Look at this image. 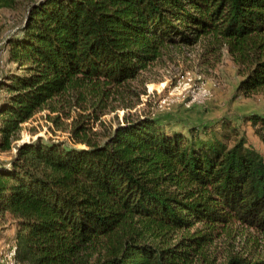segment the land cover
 <instances>
[{
  "label": "trees",
  "instance_id": "trees-1",
  "mask_svg": "<svg viewBox=\"0 0 264 264\" xmlns=\"http://www.w3.org/2000/svg\"><path fill=\"white\" fill-rule=\"evenodd\" d=\"M0 225L18 264H264L208 257L231 225L264 236V155L228 120L186 130L107 109L174 47L225 49L264 96V0H0ZM45 117L67 141L21 140ZM248 121L264 145V117ZM96 126V129H94ZM82 146V147H79Z\"/></svg>",
  "mask_w": 264,
  "mask_h": 264
},
{
  "label": "rangeland",
  "instance_id": "rangeland-1",
  "mask_svg": "<svg viewBox=\"0 0 264 264\" xmlns=\"http://www.w3.org/2000/svg\"><path fill=\"white\" fill-rule=\"evenodd\" d=\"M17 22L13 12L0 10V47L2 38ZM204 47L199 43L193 47L171 48L148 72L142 74L144 86L132 83L137 91H144L139 99L125 96L122 102L113 103L115 109H107L100 118L102 123L113 126L122 122L125 115L149 114L162 125L186 130L190 126L211 125L225 119L239 129L248 144L264 155V145L254 135L248 121L252 115L264 117V96L238 95L236 89L242 78L227 51L223 49L219 55L213 56L206 54ZM4 57L5 53L0 50V71L8 67ZM20 134L22 141L36 137L67 141L68 137L67 133L56 130L47 121L45 113H39L22 124ZM8 158V155L0 153V161ZM14 237L15 227L11 222L0 225V264H11ZM263 250V235L234 224L214 239L207 252L210 259L222 263L230 256L255 259L262 256Z\"/></svg>",
  "mask_w": 264,
  "mask_h": 264
},
{
  "label": "built area",
  "instance_id": "built-area-1",
  "mask_svg": "<svg viewBox=\"0 0 264 264\" xmlns=\"http://www.w3.org/2000/svg\"><path fill=\"white\" fill-rule=\"evenodd\" d=\"M186 84H188V83H186ZM184 85H185V84H184ZM202 92L205 93L206 91L203 90ZM205 94H207V93H205ZM14 255H15V248L13 247L12 252H11V258H12L11 264H18V263H16L15 260H14Z\"/></svg>",
  "mask_w": 264,
  "mask_h": 264
}]
</instances>
